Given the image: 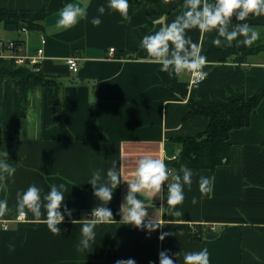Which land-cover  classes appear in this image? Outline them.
<instances>
[{
	"label": "crops",
	"instance_id": "0c3cea01",
	"mask_svg": "<svg viewBox=\"0 0 264 264\" xmlns=\"http://www.w3.org/2000/svg\"><path fill=\"white\" fill-rule=\"evenodd\" d=\"M66 2L0 0V7L45 10L40 29L15 30L17 36L8 39H21L30 54L42 46V71L64 81L61 104L53 102L52 87L42 85L28 90L24 104L20 79L0 76V148L16 167L12 178L0 179V199L8 209L0 215V264H114L128 257L136 264H158L161 249L183 264L186 251L201 248L208 249L210 264H264V97L250 124L230 131L228 163L214 170L191 168L192 186L179 206L181 217L161 214L155 207L160 200L150 192L137 195L146 201L149 215L162 216V229L148 236L144 229L121 223L119 212L139 157L151 155L166 162L181 149L176 138L207 127L209 119L203 114L183 118L189 101L208 105L251 96L264 84V51L245 55L225 50L244 45L211 49L215 33L192 29L189 34L201 46L207 72L205 79L193 83L191 73L177 78L160 71L139 45L143 34L158 30L181 11L182 0H129L127 21L106 9L98 26L81 19L64 29L56 20ZM73 2L86 7L90 18L98 15L97 5L104 0ZM249 23L260 30L253 44L263 43L264 16L251 17ZM111 47L115 53L127 49L134 56H111ZM70 55L79 58L76 72L66 62ZM113 160L122 178L107 205L113 220L97 225L93 246L78 251L83 221L72 220L87 218L85 212L100 203L88 177L94 168L112 166ZM201 175L212 178L210 193L199 191ZM54 182L68 185L66 202L73 208L72 217L61 222L60 235L48 230L43 217L38 220L29 213L17 218L16 210L18 191L35 183L46 192ZM198 224L204 229L201 239H194L191 233L200 229ZM161 230L171 233L163 241L158 239ZM10 243L15 245L12 251Z\"/></svg>",
	"mask_w": 264,
	"mask_h": 264
},
{
	"label": "clouds",
	"instance_id": "9594fccd",
	"mask_svg": "<svg viewBox=\"0 0 264 264\" xmlns=\"http://www.w3.org/2000/svg\"><path fill=\"white\" fill-rule=\"evenodd\" d=\"M116 12L122 20H129V0H104L97 5L98 15L88 17L86 7L68 0L61 9L56 20L57 26L68 29L76 25L81 19H88L93 26L101 24V17L105 13ZM264 16V0H182L181 11L173 19L162 25L158 30L143 34L139 45L145 49L147 58L160 65V71L169 75L175 74L183 78L186 73L195 77V82L203 80L207 72L203 70L206 57L201 51L199 43L192 40L189 32L197 29L202 34L215 33L211 39L214 46H251L260 37L258 26L249 23L250 17ZM234 18V19H233ZM6 149L0 151V179L12 178L16 167L9 162ZM193 170L181 164L175 174L166 165L164 159L151 155H144L136 161L134 178L127 181V191L120 204V222L131 224L138 229L146 230L150 236L156 229L165 225L157 215H149L146 201L138 193L150 192L160 200L156 208L161 214L172 217H181L186 189H191ZM122 182L121 172L117 161L106 170L94 168L88 177L87 183L92 186L93 195L97 203L90 211L91 218H84L80 227V238L77 244L78 251H84L93 246L96 237V226L107 224L113 220L112 209L107 207L115 189ZM76 184V183H74ZM198 187L201 194L210 193L212 178L201 175L198 178ZM68 185L65 182L51 183L46 192L35 183L18 191L16 210L19 217L29 213L35 219L43 217L48 230L54 235L61 234V222L66 217L71 218L73 208L66 202ZM196 197L192 202L196 203ZM153 203V201H152ZM7 202L0 199V215L7 211ZM171 233L161 230L158 239L163 241ZM15 245L9 244V251ZM168 249L158 252V264H179L170 256ZM178 256L179 252L173 253ZM114 264H136L132 257L118 258ZM148 264H156L149 260ZM183 264H210L207 248L186 251L183 255Z\"/></svg>",
	"mask_w": 264,
	"mask_h": 264
},
{
	"label": "trees",
	"instance_id": "16d2710c",
	"mask_svg": "<svg viewBox=\"0 0 264 264\" xmlns=\"http://www.w3.org/2000/svg\"><path fill=\"white\" fill-rule=\"evenodd\" d=\"M45 15L44 9L0 7V24H3L8 30H19L23 26H26L29 30H38L41 28V21ZM218 47L213 46L211 49H217ZM225 50L248 55L264 51V42L247 47H226ZM112 56L133 57L134 53L123 49L114 52ZM35 66L30 63L19 64L13 58L0 56V76L18 77L20 79L21 96L24 104L28 90L37 85L51 86L53 102L58 105L61 104L63 79L55 75H47L42 71L41 66L38 70L35 69ZM93 88L95 92L96 84ZM263 97L264 84L249 97L233 98L226 102H211L208 105H201L190 100V109L183 118L187 119L196 114H203L208 117L209 122L203 131L193 136L176 138L180 142L181 149L174 158L165 162L168 168L175 174L179 171L181 164L195 169L207 168L214 170L216 166L228 163L231 148L230 131L250 124L252 112L260 104ZM198 227L200 229H196L191 233L194 239H201L200 232L204 228L201 224H198Z\"/></svg>",
	"mask_w": 264,
	"mask_h": 264
},
{
	"label": "built area",
	"instance_id": "2783aa9c",
	"mask_svg": "<svg viewBox=\"0 0 264 264\" xmlns=\"http://www.w3.org/2000/svg\"><path fill=\"white\" fill-rule=\"evenodd\" d=\"M19 30L21 32H28L29 31V29L26 26L21 27ZM41 42H45V37H41ZM109 52H110V55L112 56L115 52V48L111 47L109 49ZM0 56L7 57V58H13L15 60V62L19 63V64H25V63L34 64V65H36L35 69L38 70L40 68V65H39L40 59L43 58V47L42 46L38 47L36 49L35 54H30L27 52L26 46L22 40H17L16 38L15 39H13V38L8 39V38L1 37L0 38ZM66 62L72 71H78V69H79V58L76 55H70L69 57H67ZM203 70H204V68H203ZM201 81L202 80H200L199 82H201ZM192 82L198 83V82H195L194 76H192ZM171 172H172V170H171ZM90 211H91V209H88L85 212L87 218H91L89 215ZM17 218H21V217L17 216ZM66 219H68V217H66L65 220Z\"/></svg>",
	"mask_w": 264,
	"mask_h": 264
},
{
	"label": "rangeland",
	"instance_id": "374dc122",
	"mask_svg": "<svg viewBox=\"0 0 264 264\" xmlns=\"http://www.w3.org/2000/svg\"><path fill=\"white\" fill-rule=\"evenodd\" d=\"M3 24H0V38L1 37H4V38H9V37H14V36H17V31L15 32V30H7L5 28H3ZM1 34H6L7 37L5 36H1Z\"/></svg>",
	"mask_w": 264,
	"mask_h": 264
}]
</instances>
